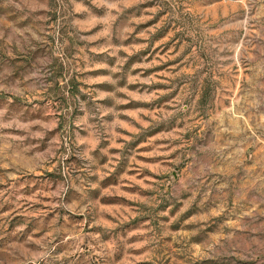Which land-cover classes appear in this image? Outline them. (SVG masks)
Segmentation results:
<instances>
[{"label": "rangeland", "instance_id": "1", "mask_svg": "<svg viewBox=\"0 0 264 264\" xmlns=\"http://www.w3.org/2000/svg\"><path fill=\"white\" fill-rule=\"evenodd\" d=\"M0 264H264V0H0Z\"/></svg>", "mask_w": 264, "mask_h": 264}]
</instances>
